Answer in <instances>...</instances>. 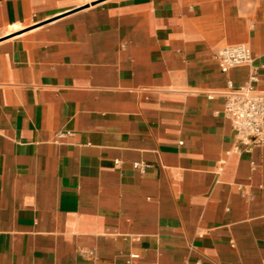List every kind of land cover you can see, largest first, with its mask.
I'll use <instances>...</instances> for the list:
<instances>
[{"label":"crops","instance_id":"obj_1","mask_svg":"<svg viewBox=\"0 0 264 264\" xmlns=\"http://www.w3.org/2000/svg\"><path fill=\"white\" fill-rule=\"evenodd\" d=\"M254 68L264 0H0V264H264Z\"/></svg>","mask_w":264,"mask_h":264},{"label":"built area","instance_id":"obj_2","mask_svg":"<svg viewBox=\"0 0 264 264\" xmlns=\"http://www.w3.org/2000/svg\"><path fill=\"white\" fill-rule=\"evenodd\" d=\"M222 71L239 65L251 66L254 61L252 49L246 44L227 45L215 54ZM257 78L254 68L250 81L236 86L229 82L223 94L225 96L224 112L232 121L240 140L250 146H264V92L258 90L253 82ZM215 96L210 92L209 97ZM62 134H59L61 136ZM135 168L145 171L146 163L136 162Z\"/></svg>","mask_w":264,"mask_h":264}]
</instances>
